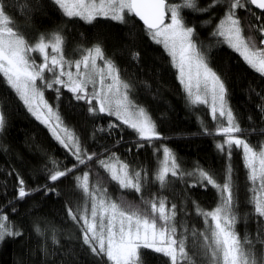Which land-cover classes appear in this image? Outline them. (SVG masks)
<instances>
[{"label":"snow or ice","instance_id":"snow-or-ice-1","mask_svg":"<svg viewBox=\"0 0 264 264\" xmlns=\"http://www.w3.org/2000/svg\"><path fill=\"white\" fill-rule=\"evenodd\" d=\"M49 2L65 18L78 19L88 25H93L98 19L120 25H135L141 21L146 34L155 44L162 45L169 55L189 102L194 106L209 105L210 97L215 131L204 127L203 134L223 137L215 147L229 161L221 183L215 173L203 167L183 170L174 152L166 145L157 149V152L162 151V160L153 174L152 182L158 183L160 189L167 187L171 177L181 181L191 178L190 187L207 189L211 186L216 190L218 202L213 209L205 210L195 201L192 202L196 216L202 219L204 225L202 230H197L189 228L186 219L177 221L178 213L187 217L185 208L178 209L175 203L169 207L166 196L144 194L149 183L145 170H132L115 153L106 158H97L96 163L108 179L121 192H134L139 202L129 201L123 196L118 200L113 199L99 180L90 185L88 171L77 176L76 187L82 193L84 203L75 209L66 206V213L79 228L82 244L102 264H149V253L165 258V264H264V255L259 258L256 255L257 245L264 247V236L260 229L255 240L250 233L246 232L242 237L236 230L240 219L239 201L230 163L233 151H240L249 185L247 199L252 209L251 215L258 225L264 224V142L254 146L242 138L247 130L241 128L229 106L224 79L210 66L206 52L196 43L195 27L189 26L182 15L183 11L203 15L215 7H224V15L212 35L223 38V43L238 53L249 68L264 76V22H261L264 21V0H211L205 7H200L199 0H178L175 3H169V0ZM252 6L261 10V14L257 15ZM238 10L246 11L260 22L259 27L251 21L247 24L249 32L259 33L260 47L255 36L245 35ZM166 18L168 23H165ZM204 23L210 24L211 20ZM33 53L38 54L41 62H37ZM131 55L133 60H139L138 52ZM0 80L75 158L76 163L64 170H59L56 162H52L53 169L48 170L47 177L52 184L67 177L80 165H86L97 154H89L82 149L79 138L64 125L58 111L44 99L45 89L55 90L59 98L61 88H65L77 101H84L88 105V112L92 116L115 117L137 134L138 148L144 147L140 141L151 144L161 139L147 109L131 98L133 85L121 77L120 69L106 56L101 43L80 49V58L74 61L65 58L64 37L59 31L48 37L42 34L34 44L29 43L14 26L5 0H0ZM93 101H96L95 105ZM3 107V103H0V133H3L7 123ZM258 107L264 114V104ZM118 126L111 122L108 124L109 130ZM16 178L17 200H24L41 191L44 195L50 192L59 195L50 184L27 189L25 180L18 173ZM12 210L15 211V208ZM35 232L39 236L44 235L39 226L35 227ZM22 235L9 221L8 215L0 211V244L7 238ZM52 242L59 243L55 235Z\"/></svg>","mask_w":264,"mask_h":264},{"label":"trees","instance_id":"trees-1","mask_svg":"<svg viewBox=\"0 0 264 264\" xmlns=\"http://www.w3.org/2000/svg\"><path fill=\"white\" fill-rule=\"evenodd\" d=\"M210 2L199 0L200 7ZM5 3L14 26L29 43L34 44L42 34L48 37L59 31L64 37V54L68 60L79 59L80 49L101 43L106 56L120 69L121 77L133 85L131 98L147 109L161 139L151 144L140 141L144 147L138 148L137 134L115 117L92 116L88 105L77 101L65 88H61L59 98L55 90L45 89V100L58 111L64 125L79 138L82 149L89 154H97L92 161L80 165L67 177L52 184L47 179L48 170L53 169L52 162H56L59 170H64L76 163L75 158L0 80V103H3L7 120L5 130L0 133V211L6 213L14 227L23 233L0 244V264H102L82 244L80 230L67 217L66 206L75 209L84 202L82 193L76 187V177L82 176L85 171L90 174V185L99 180L113 199L123 196L129 201L139 202L134 192H121L96 163L97 158H106L112 153L128 163L132 170L147 172L149 183L145 195L166 196L169 207L175 203L178 209L187 210V217L178 213L177 221L186 219L189 228L202 230L203 221L196 216L192 202L211 210L218 202L216 190L211 186L207 189L190 187L191 178L181 181L171 177L167 187L160 189L158 183L152 182L162 160V151L157 152V149L166 145L174 152L183 170L203 167L215 173L221 183L229 161L215 147L223 137L203 134L204 127L215 131L209 107L194 106L189 102L177 78V70L163 46L151 40L139 21L135 25H120L98 19L93 25H88L78 19L65 18L49 0H5ZM253 11L261 14L254 8ZM237 14L245 28V35L255 36L260 47L259 33L249 32L247 28L249 21L257 27L260 22L244 10H238ZM182 15L189 26L195 27L196 43L206 52L210 66L224 79L229 106L241 128L247 130L242 138L254 146L264 142V114L258 107L264 104V99H261L264 97V76L249 68L238 53L223 43V38L212 35L224 15V7H215L203 15L189 11H183ZM208 20L211 23L205 24ZM133 52L139 53L138 61L132 59ZM34 57L38 60L36 54ZM110 122L119 126L109 130ZM230 163L239 201L240 219L236 230L242 237L246 232L250 233L255 240L258 228L264 236V224L258 225L251 215L247 199L249 185L240 151H233ZM13 170L15 172L9 175ZM16 173L25 180L27 189L50 184L59 195L51 192L44 195L41 191L24 200H17ZM37 226L44 232L43 236L35 232ZM53 235L58 244H53ZM256 255H264V247L259 244ZM149 264H165V258L149 253Z\"/></svg>","mask_w":264,"mask_h":264},{"label":"rangeland","instance_id":"rangeland-1","mask_svg":"<svg viewBox=\"0 0 264 264\" xmlns=\"http://www.w3.org/2000/svg\"><path fill=\"white\" fill-rule=\"evenodd\" d=\"M175 2H178V0H170V3H175ZM169 21H168V19H167V21H166V23H168ZM50 51V50H49ZM34 54H36V53H33L32 55L34 56ZM37 56H38V54H36ZM37 59V58H36ZM37 62L39 63V62H41L40 61V58H39V56H38V60H37ZM98 63H101L102 64V62H99L98 61ZM177 70V69H176ZM73 71H75V69L73 68ZM177 74H178V72H177ZM202 87V86H201ZM183 89H184V87H183ZM89 90H91V86H89ZM184 91H185V89H184ZM193 92L195 93L196 92V85H195V81H193ZM186 93V92H185ZM45 99V98H44ZM95 104H96V101H93ZM210 97H209V105H210ZM209 105H207L208 107H209V110H210V106ZM210 112H211V110H210ZM39 121V120H38ZM40 122V121H39ZM55 122V121H54ZM53 136V135H52ZM84 203V202H83ZM82 203V204H83ZM258 258H259V256H257Z\"/></svg>","mask_w":264,"mask_h":264},{"label":"water","instance_id":"water-1","mask_svg":"<svg viewBox=\"0 0 264 264\" xmlns=\"http://www.w3.org/2000/svg\"><path fill=\"white\" fill-rule=\"evenodd\" d=\"M252 7L255 9V6H252ZM255 10L261 12V10H258V9H255ZM166 21H167V18H166V20H165V23H166ZM139 22L142 24L141 21H139Z\"/></svg>","mask_w":264,"mask_h":264}]
</instances>
